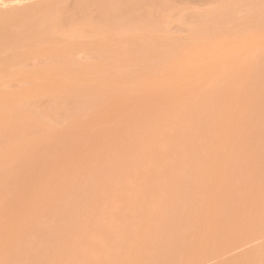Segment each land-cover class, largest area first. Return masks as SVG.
<instances>
[{
	"label": "rangeland",
	"instance_id": "374dc122",
	"mask_svg": "<svg viewBox=\"0 0 264 264\" xmlns=\"http://www.w3.org/2000/svg\"><path fill=\"white\" fill-rule=\"evenodd\" d=\"M42 2L0 0L2 32L16 30L0 41V118L9 106L12 119V105L31 99L25 106L37 113L28 118L41 119L20 142L9 141L27 159L23 172L8 167L14 157L0 170L9 186L0 191V264L83 263L74 258L81 243L107 236L125 243L136 263L151 249L161 264H264V0H176L205 13L186 29L169 15L164 28L98 26L94 34L69 29L70 18L68 28L60 24L68 39L60 25L21 30L27 18L19 22L16 12ZM78 95L90 104L56 110L52 122L35 108ZM181 112L188 150L183 133L169 137ZM28 118L17 120L28 125ZM171 205L182 227L148 238ZM56 222L66 224L64 233L53 232ZM126 228L135 229L131 238ZM53 236L60 240L52 259L19 257L24 241L41 249ZM110 253L103 264L119 260L120 252Z\"/></svg>",
	"mask_w": 264,
	"mask_h": 264
},
{
	"label": "bare ground",
	"instance_id": "6f19581e",
	"mask_svg": "<svg viewBox=\"0 0 264 264\" xmlns=\"http://www.w3.org/2000/svg\"><path fill=\"white\" fill-rule=\"evenodd\" d=\"M42 1L43 0H41V1L39 0V2H42ZM175 1L174 0H165V1L164 0L163 1L162 0L161 1L160 0H45L42 3H45V5L46 4L48 5V3H49V5L51 4L54 7L53 6H49V5L47 7V6H44V4H43V6H44L43 7V6H41L42 3H39L36 6V3H35V4H32V5L28 6V8L30 7L29 9H30V11L32 13L34 11V14L30 13L29 10L27 11L28 8L26 7V8H24V12H22L23 10L20 11V12L17 11L16 12L17 15H14V17L17 16L16 19H18V21L21 22V23H22V21L25 18H27V21L23 22L20 25L21 30L24 31V32H26L28 30H34V32H40V30L44 32V30H47V31L50 32L54 28L56 30L57 29L56 27L59 28L58 25H60V24L62 25L63 23H65V21H66V24H64V27L66 25L67 28H68L70 25L68 26L67 22H70V21H68V19H70V18H71V20L73 18L75 20V22H73V20L71 21V23L73 22V25L71 27H69V29L77 27V28H80L79 30L81 31L82 30L81 28L83 27L85 30H87V31L89 30V32H91V33L93 32L94 34H97L99 32L98 31L99 29L98 30L96 29V27H98V26L100 27V30H101V27L115 28V27H119V26L120 27L121 26H127V27L131 28V27L136 26V25L139 26V24L156 25V26H159V28H164L163 27V26H165L164 24L166 23V25H167V20H165L166 19L165 17L168 16V19L171 18L169 15H174L175 16L174 22L177 23V24L182 23V25L184 26L183 28H185V29H186V27L188 25L189 26H199V25H201L203 23L205 13H202L200 11H194V10L190 9V4L185 5L186 7L185 6L184 7L180 6V8H179V6L176 5ZM190 1L188 0V2H190ZM228 1H230V0H228ZM196 2H193V3L195 4ZM33 5L35 6V8L34 7L31 8V6H33ZM37 7H39L40 9H43V10L41 11ZM45 7H47V8L50 7L49 8L50 10H48V12H45V11H47V9ZM52 7L54 8V9H52V11H54V12L51 11ZM258 7H261V5L258 6ZM31 9L32 10L34 9V10L32 11ZM44 9H45V11H44ZM162 9L163 10L166 9V12L168 14L167 15H163ZM37 10H39V11H37ZM49 11L51 13H53V14H51ZM25 12H29V13H25ZM12 13H13V11H12ZM20 13L21 14L24 13L25 17L23 16V14L19 15ZM41 13H42V15H41ZM47 13H49V15ZM7 14H9V13H7ZM13 14H15V13H13ZM29 14L32 17H28ZM207 14H206V16H207ZM37 15L38 16L40 15V16L37 17ZM43 15L44 16L46 15L48 17L44 19ZM63 17H67V18H65L66 20L65 19L63 20ZM19 18H21L22 21ZM41 18H43L44 20L41 19ZM61 25H60V29H57V30H61L60 33L64 36L65 33L63 32V30L65 28L61 29V27H62ZM14 26H13V28H14ZM202 27H199V28H202ZM75 28H74V30H75ZM199 28H197V29H199ZM69 29H67V30H69ZM0 30H1V27H0ZM14 30L15 29H12L11 33L6 32V31L2 32L3 30H1L0 31V37L2 36L3 39L0 38V41L7 39L6 37H8L9 34H13ZM69 31H71V30H69ZM196 31H198V30H196ZM15 32H16V30H15ZM55 32L58 33L59 31H55ZM65 32H68V31H65ZM81 32H83V31H81ZM6 33H8V34H6ZM57 33L54 34L55 37H57V35H61V34H57ZM71 33L73 34V32H71ZM50 34H52V32ZM77 34H79V33H77ZM77 34H75V35L78 37ZM62 35H61V37L58 36L59 38L58 37L57 38L58 39L62 38ZM65 35H66V39H68L69 35L68 34H65ZM37 36H38V34H37ZM70 36H72V35H70ZM106 36H108V35H106ZM109 36H110V38H112L113 35L110 34ZM132 36H134V34ZM135 36H137V34ZM141 36L142 35H140L139 39L142 38ZM64 37L62 39H64ZM92 37H94V36H92ZM101 37L102 38L104 37V39H105V36H101ZM116 37H117V34H116ZM143 37H145V36H143ZM124 38H126V37H124ZM129 40H130V38H129ZM30 41L33 43L34 40L33 41L30 40ZM94 41H95V39H94ZM51 42H53V41H51ZM54 42H56V41H54ZM90 42H91V40L88 41V43H90ZM95 42H93V43H95ZM24 44H25V42H24ZM139 45H141V44H139ZM135 46H136V44H135ZM25 48L23 47V49H25ZM27 48L29 49V47H27ZM18 49L19 48H17L16 50H18ZM20 49H22V48H20ZM54 55H57V54L54 53ZM48 86H50V84ZM57 86H59V85H57ZM60 87H62V86H60ZM43 88H45V87H43ZM22 101L24 102V100H22ZM22 101H20V103L18 102V104L16 103V105H12V111H13L12 119L9 120V106H8V113H5V115H3L0 118V136H1L0 140L5 139V142L2 143L3 146L2 145L0 146V148H1L0 149V170L5 168V166L7 167L9 165V161H7V160H9V157H14V159L17 158L16 159V164L12 163L8 167L16 169L20 173L23 172V169L25 168V162H26L27 159H25L24 156H21V157L16 156V152L17 151L14 150L15 147H9V141H10V143H12V141H15L16 143L20 142L21 136L23 134L31 133L30 130L32 129V126H34V124L37 125V122L41 121V119L35 118V117H34V119H31V117L34 114L33 111H35L36 109L32 111L29 108L27 109L26 106H25V104L28 101H31V99L28 100L27 102L25 101V103H23V104H22ZM35 101H33V102H35ZM29 103H32V101L29 102ZM88 104H90L89 98H86L83 95L72 96V97H69V98H62V99L51 101V102H49L48 106H46L47 108L45 110H43L45 107L42 108L41 106H38L37 103H36V106H35L34 103H33L35 108L39 107V110L41 112L39 110H38V112L42 114V118L45 117V119H46V118L49 117L50 121L53 120L55 116H57V115L59 116V114L56 112V110L59 111V110L63 109L67 113H72L76 109L84 108L85 105H88ZM40 107L42 109H40ZM32 108H34V107H32ZM62 111H59V113L62 112ZM35 113H37V111H35ZM22 115L27 116V118H28V116H31V117L28 118V119H30L28 125L26 123L22 124L21 120H20V122L17 120V118L21 117ZM175 122L176 123L172 125V126H175V128L172 131V133L169 135V137L172 138L175 135H177V131H179V133H183L184 139L182 140V142H183L184 149H186V150L190 149V139H189V132H188V130H189V125L188 124L189 123L187 122V114L184 113V112L178 113L175 116ZM177 143L178 142L174 143V145H176ZM13 145H15V144H13ZM157 151L159 153L160 149H158ZM146 158H147V156H146ZM153 159H159V158H158L157 155H155L153 157ZM160 161L163 162V160H160ZM4 184H5L4 179H2L0 177V191H6V190L9 189V186L8 185L4 186ZM12 190H13V187H12V189L10 188V191H12ZM16 192L17 191H14V194H16ZM156 194L157 193H155L153 195L155 196ZM170 196H171V194H170ZM117 199L119 200L121 198L118 197ZM161 217H162L161 219H159L160 217L155 219V223L151 227L148 226V225L145 226L144 230L146 229V227H150L148 229L153 230V231H151L152 234L151 233L148 234V236H147L148 238L151 235L152 236L158 235L161 231L164 230V228L172 230V229H175L178 226H180L178 224V222L175 221L176 214L174 213L173 205H171L168 208H165L164 212H162V214H161ZM172 219H173V221H172L173 223H171V221H170ZM117 220H118L120 226H124L123 221H125V220L122 217L119 216L117 218ZM56 223L53 225L54 226L53 227V230H54L53 232L54 233H64V230L66 229V224L64 225L62 223H57V224ZM181 227L182 226H180L179 228H181ZM132 231H135V229L134 228H126L125 234L128 237H130V236H132ZM53 238L56 239L58 237H54L53 236ZM54 239L53 240L49 239V242H50L49 245L50 246H47L45 248L42 247L41 249L30 248L29 245H28L30 241L29 240H28V242H27V240L24 241L21 245L24 244L25 247H23L21 245L17 247V249L20 251L19 257H22L23 259H27V260H31V261H38V262H40L41 260L52 259L54 257V255H55V253H57V251H58V246H59L58 242H59L60 238H58L59 240L58 239L54 240ZM139 239L143 240L144 239V235L141 236ZM104 242H106V243L110 242V243L105 244ZM81 245L82 246H80L77 249V251L75 252L76 254L74 255V258H75L76 255L80 256L79 257L80 260H77V261H82L83 263L79 262V264H84L85 262L87 264L88 262L91 261V259H95V258H98V257L101 259V262L103 264L104 261L106 260L105 257H107L108 253H110V252L112 254L120 252L119 260L115 264H137V263L138 264H151V263H153V264L154 263L155 264H161V260H158V259H155V258L153 260V258H150V257H153V254L151 253V249H148V250L145 249L142 252V254H141L142 262H138V261H140V258H136L137 263H136V261L134 259H127L129 257L128 253L130 252V250L126 247L127 245L125 243L116 244L108 236L103 238V240L100 241L99 243L98 242L97 243H94V242L93 243H84V242H82ZM87 245H89V246H87ZM121 251L123 253H121ZM79 258H77V259H79ZM72 260L76 261L75 259H72Z\"/></svg>",
	"mask_w": 264,
	"mask_h": 264
}]
</instances>
